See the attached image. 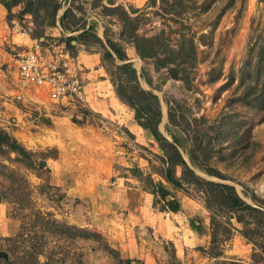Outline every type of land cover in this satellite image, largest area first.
<instances>
[{
  "label": "rangeland",
  "instance_id": "obj_1",
  "mask_svg": "<svg viewBox=\"0 0 264 264\" xmlns=\"http://www.w3.org/2000/svg\"><path fill=\"white\" fill-rule=\"evenodd\" d=\"M16 2L9 23L31 22L34 36L61 34L79 54L86 101L61 104L28 87L18 98L14 65L0 63V129L29 151L22 155L0 142V250L7 252L0 264H264L262 215L244 210L241 221L231 216L227 228L217 223L212 231L211 211L225 221L233 213L215 204L210 211L193 184L165 182L183 207L161 210L163 199L153 195L150 224H127L117 207L96 217L113 180L129 187L132 208L138 189L151 188L147 175L161 179L164 166L157 141L115 86L122 97L135 92L150 104L154 99L137 90L156 94L158 129L178 138L194 172L233 185L258 206L264 198V0ZM108 49L113 60L105 57ZM127 61L137 79L119 68ZM207 164L221 175L207 172ZM104 167L105 180L92 181L90 174L86 183L88 173ZM130 234L137 249L129 255Z\"/></svg>",
  "mask_w": 264,
  "mask_h": 264
},
{
  "label": "trees",
  "instance_id": "obj_2",
  "mask_svg": "<svg viewBox=\"0 0 264 264\" xmlns=\"http://www.w3.org/2000/svg\"><path fill=\"white\" fill-rule=\"evenodd\" d=\"M8 11L11 10L13 4L17 3L16 0H1ZM68 44L72 46L69 42ZM107 45L111 50H113L117 57L120 59H124V54L121 53V50L117 47V45L112 41H107ZM108 49L105 52V57L109 59H114L112 52ZM119 68L122 69L123 72H128L133 79H137L136 69L131 66L129 61L122 62L119 65ZM138 89V88H137ZM115 91L117 95L126 102L129 106L134 108L135 117L137 122L144 128H148L153 135L154 139L157 141L158 147L162 150L163 154L160 155V161L163 163V170L160 175L166 180V182L172 183L176 186L184 187L185 184H193L200 188L203 193L205 205L207 208H212V204L217 207L229 209L233 215L224 216L225 219H230L231 216L239 222L242 220L241 212L244 210L253 211L255 213L262 215V231L264 232V198L258 201V206L252 205L245 201L235 190L234 186L228 183H224L221 181H214L212 179H207L196 174L187 164L186 159L182 155L180 149L178 148V138L172 135V139H169L158 129V122L161 117V110L159 100L153 92L144 89H138V93H145L154 99V104H150L148 99L139 100L135 95V92H129L127 97H122V93L120 89L115 86ZM169 122L171 124H177L178 121L175 119L174 115L169 112ZM0 142L6 143L9 148L13 151H17L22 155H28L29 151H27L22 145L17 143V141L9 136L3 129H0ZM191 158L194 152V146H191ZM181 167L180 175H176V167ZM205 170L209 173L221 175L217 169L212 167L211 165H206ZM147 181L151 184V188L148 189L155 197L156 200H162L163 203L160 205L161 210H172L177 211L180 209L179 200L172 194L170 189L166 186V184L161 180H154L153 177L148 174ZM169 196V197H168ZM161 198V199H160ZM213 210V209H212ZM221 220L217 217V215L211 211L210 214V223L212 231L216 228V224H220L221 227L227 228L226 222L228 220ZM54 223V220H52ZM192 225V223H191ZM70 227L66 225V228ZM77 230H83L76 228ZM212 233V240L215 239L214 232ZM82 234V233H81ZM264 252V248H262ZM8 264L10 262H7Z\"/></svg>",
  "mask_w": 264,
  "mask_h": 264
},
{
  "label": "built area",
  "instance_id": "obj_3",
  "mask_svg": "<svg viewBox=\"0 0 264 264\" xmlns=\"http://www.w3.org/2000/svg\"><path fill=\"white\" fill-rule=\"evenodd\" d=\"M31 22L22 26L11 19L13 30L20 35L10 42L19 98L23 89L34 88L61 104H80L86 101L83 65L72 47L61 34H30Z\"/></svg>",
  "mask_w": 264,
  "mask_h": 264
},
{
  "label": "crops",
  "instance_id": "obj_4",
  "mask_svg": "<svg viewBox=\"0 0 264 264\" xmlns=\"http://www.w3.org/2000/svg\"><path fill=\"white\" fill-rule=\"evenodd\" d=\"M13 10V9H12ZM9 11L8 9L5 7V5L3 4V2L0 1V63L2 62H7L8 63V67H11L12 65H14V60H13V56H12V49L9 46L11 41H16L18 39H14V35H16L17 33L12 30V25L11 23H9L8 21V16ZM11 22V21H10ZM18 35V34H17ZM20 36V35H19ZM78 58H79V54ZM80 60V59H79ZM81 63L83 64V61L80 60ZM11 69V68H10ZM12 71V69L10 70ZM13 72H14V67H13ZM15 73V72H14ZM16 80V78H15ZM108 169H106V167L96 170V171H91L90 173L87 174L86 179L88 178V175H92L95 178L92 181L95 180H105L107 174ZM110 172V169H109ZM161 180L165 183L166 180L161 176ZM90 181V179L86 180L87 182H92ZM98 183V182H97ZM112 183H115L116 185H114L112 188H109L110 190L108 191L109 193L111 192V196L109 198H105L103 199V201L100 203V210L98 211V213L96 214V217H98L99 220H101L102 218H104V214L102 213L104 209L107 210H111V208H116V209H120L121 212H119V215L121 216V218L124 219V221L128 224L130 221H137L139 219L143 220V221H147L149 224L151 223L152 217L156 214L155 211H151V198L153 196V194L146 190V189H138V192L136 193L135 197L132 201V208L129 205V198H128V194H127V188H129L128 186H123L120 187L119 185V181L118 178H116V180H113ZM112 198H117L119 199V205H116V203H113L111 200ZM180 209L177 211H172L169 210L171 213H178L181 211L183 205L182 202H180ZM160 213H162L159 210ZM152 214V215H151ZM192 230H190L192 233L193 231H195V229L193 230V228L191 227ZM133 235H128L127 239H125V241H128V244L125 246V248L127 249V254H131L128 253V249H131L132 251H136L137 247L135 246L134 243H132V237ZM194 237V236H193ZM192 237V238H193ZM195 240V239H194ZM129 246V248H128ZM124 248V247H123ZM124 248V250H125ZM141 256V254H139ZM137 255V256H139Z\"/></svg>",
  "mask_w": 264,
  "mask_h": 264
},
{
  "label": "water",
  "instance_id": "obj_5",
  "mask_svg": "<svg viewBox=\"0 0 264 264\" xmlns=\"http://www.w3.org/2000/svg\"><path fill=\"white\" fill-rule=\"evenodd\" d=\"M6 258L7 257V252L5 250H0V258Z\"/></svg>",
  "mask_w": 264,
  "mask_h": 264
}]
</instances>
